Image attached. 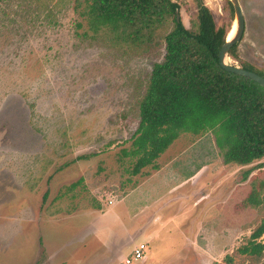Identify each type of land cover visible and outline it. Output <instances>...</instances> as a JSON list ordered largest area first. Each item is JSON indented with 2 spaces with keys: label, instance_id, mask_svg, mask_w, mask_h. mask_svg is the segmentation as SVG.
Instances as JSON below:
<instances>
[{
  "label": "rangeland",
  "instance_id": "1",
  "mask_svg": "<svg viewBox=\"0 0 264 264\" xmlns=\"http://www.w3.org/2000/svg\"><path fill=\"white\" fill-rule=\"evenodd\" d=\"M84 1L0 0V264H121L141 244L132 264H262L236 250L264 219V158L227 164L214 131L182 133L132 175L123 152L172 24L132 45L90 32ZM175 2L187 31L200 7L235 26L228 0ZM239 3L240 62L264 73V0Z\"/></svg>",
  "mask_w": 264,
  "mask_h": 264
},
{
  "label": "trees",
  "instance_id": "2",
  "mask_svg": "<svg viewBox=\"0 0 264 264\" xmlns=\"http://www.w3.org/2000/svg\"><path fill=\"white\" fill-rule=\"evenodd\" d=\"M84 2L79 16L90 32L105 31L132 45L159 46L160 38L155 34L172 24L160 39L163 60L153 65L138 105L139 124L131 149L123 152L136 160L132 175L147 166L156 169L155 160L182 133L214 131L216 147L227 164L241 166L264 158V89L219 66L218 53L228 31L215 25L207 8H199L198 29L192 33L177 20L179 6L172 0ZM77 28H81V23ZM228 57L239 62L241 69L264 78L263 72L240 62L238 44L230 49ZM251 173L244 172L243 180H248ZM253 202L259 204V200ZM263 234L264 219L247 243L236 250L237 254L261 257L264 245L258 240Z\"/></svg>",
  "mask_w": 264,
  "mask_h": 264
},
{
  "label": "water",
  "instance_id": "3",
  "mask_svg": "<svg viewBox=\"0 0 264 264\" xmlns=\"http://www.w3.org/2000/svg\"><path fill=\"white\" fill-rule=\"evenodd\" d=\"M172 1H191V0H172ZM231 2V5L235 14V32L231 38H228V35L231 33L232 29L228 33L225 42L222 44L219 53H218V63L219 66L230 73L249 79L264 89V78L247 70H243L238 66H234L227 62L228 54L230 49L239 44L244 33V17L243 12L239 3V0H228ZM179 19V14L177 13V20Z\"/></svg>",
  "mask_w": 264,
  "mask_h": 264
},
{
  "label": "built area",
  "instance_id": "4",
  "mask_svg": "<svg viewBox=\"0 0 264 264\" xmlns=\"http://www.w3.org/2000/svg\"><path fill=\"white\" fill-rule=\"evenodd\" d=\"M144 250L145 245L141 244L139 247H136L131 256L129 258H126L123 262V264H132V263H139L143 261L144 257Z\"/></svg>",
  "mask_w": 264,
  "mask_h": 264
},
{
  "label": "crops",
  "instance_id": "5",
  "mask_svg": "<svg viewBox=\"0 0 264 264\" xmlns=\"http://www.w3.org/2000/svg\"><path fill=\"white\" fill-rule=\"evenodd\" d=\"M261 10H264V8H262ZM260 17H261V20L264 21V15H261ZM91 231H92L91 236L94 237V236L96 235V232H95L94 230H92V229H91ZM91 236H90V237H91ZM90 237H89V238H90ZM127 239H129V241H130L129 243L132 242V237H131V238H127ZM103 244H104V243H103ZM125 259H126V258L122 259L121 264H123V262H124Z\"/></svg>",
  "mask_w": 264,
  "mask_h": 264
},
{
  "label": "bare ground",
  "instance_id": "6",
  "mask_svg": "<svg viewBox=\"0 0 264 264\" xmlns=\"http://www.w3.org/2000/svg\"><path fill=\"white\" fill-rule=\"evenodd\" d=\"M234 32H235V27H233L231 33L228 35V38H231L233 36Z\"/></svg>",
  "mask_w": 264,
  "mask_h": 264
}]
</instances>
